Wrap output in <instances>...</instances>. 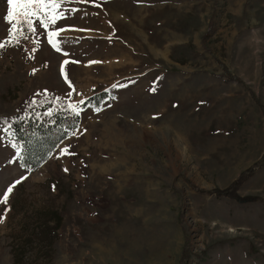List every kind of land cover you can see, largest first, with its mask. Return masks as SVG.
I'll return each mask as SVG.
<instances>
[{
	"label": "rangeland",
	"instance_id": "obj_1",
	"mask_svg": "<svg viewBox=\"0 0 264 264\" xmlns=\"http://www.w3.org/2000/svg\"><path fill=\"white\" fill-rule=\"evenodd\" d=\"M62 9L21 35L0 0V200L26 177L0 202V264H264V0ZM69 104L82 134L21 166L4 117Z\"/></svg>",
	"mask_w": 264,
	"mask_h": 264
},
{
	"label": "trees",
	"instance_id": "obj_2",
	"mask_svg": "<svg viewBox=\"0 0 264 264\" xmlns=\"http://www.w3.org/2000/svg\"><path fill=\"white\" fill-rule=\"evenodd\" d=\"M175 70V69H171ZM231 79L235 76L227 74ZM105 93L100 94V99L105 97ZM97 98H86L81 107L91 105ZM98 101V99H97ZM53 109V116L44 115L48 111L43 106L38 109L35 106H23L21 110L4 119L10 121L8 130L15 142L21 146L20 164L24 168L34 169L43 163L50 152L67 136L61 129H71L80 121V116L75 117L67 108ZM22 157V158H21ZM264 208V198L260 200ZM60 222L58 212H55Z\"/></svg>",
	"mask_w": 264,
	"mask_h": 264
},
{
	"label": "snow or ice",
	"instance_id": "obj_3",
	"mask_svg": "<svg viewBox=\"0 0 264 264\" xmlns=\"http://www.w3.org/2000/svg\"><path fill=\"white\" fill-rule=\"evenodd\" d=\"M66 2L67 0H5L6 8H7L6 15L4 16L5 21H16V23L12 24V27L11 29H9V32L15 29L16 31H19L21 35H23L24 33L21 31V29L24 28L25 26L28 31H34L35 30L33 28L34 18L38 22V25H42L44 29L49 28L50 25L56 26L57 21L64 17L62 3H66ZM70 11H76V9H71ZM62 31L64 30L60 29L59 31H50L47 33V37H48L47 42L57 52H60L61 48L58 45L56 38L60 36V33ZM4 46H5L4 44H0V48H4ZM63 63L67 65L70 63H79V61L65 60ZM90 63H98V62L91 61ZM61 72L64 73L63 67H61ZM64 74H65V79H67V74L66 73ZM113 87L115 88L117 87V85L114 84ZM71 95L72 93L69 92L68 96ZM56 99H59V97H57ZM32 103L35 104L37 103V101L33 100ZM79 103L83 104L84 101H80ZM66 110L70 111L72 115L75 117H78L80 115V112L82 111V109H79L78 105L76 104H69ZM95 110L98 112L101 109L97 107ZM53 113L54 110L50 109L47 112H45L44 115L51 117L53 116ZM61 131H63L66 135L70 134L72 136H75L78 133L82 134V132L79 131L78 123L76 125H73L71 129H61ZM84 131H86V129ZM12 146L16 149V155L18 157L21 156V146L19 145V143L17 142ZM70 155H75V153L69 152L68 147H64L60 150L57 158L62 156H70ZM64 171L67 172L68 169L65 168ZM24 179H26V177H21L19 180H16L13 184L7 186L6 191L3 192L2 200H0V202L6 203L9 199V194L13 192V188L16 185L20 184L21 181ZM3 219L4 217L0 216V223L3 222Z\"/></svg>",
	"mask_w": 264,
	"mask_h": 264
}]
</instances>
